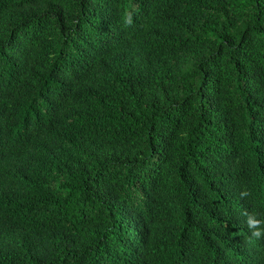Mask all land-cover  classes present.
Masks as SVG:
<instances>
[{
	"label": "trees",
	"instance_id": "obj_1",
	"mask_svg": "<svg viewBox=\"0 0 264 264\" xmlns=\"http://www.w3.org/2000/svg\"><path fill=\"white\" fill-rule=\"evenodd\" d=\"M253 213L264 0H0V264H264Z\"/></svg>",
	"mask_w": 264,
	"mask_h": 264
},
{
	"label": "clouds",
	"instance_id": "obj_2",
	"mask_svg": "<svg viewBox=\"0 0 264 264\" xmlns=\"http://www.w3.org/2000/svg\"><path fill=\"white\" fill-rule=\"evenodd\" d=\"M125 23L131 24L132 20L131 17L126 15L124 17ZM242 196H245L246 193H242ZM246 224L248 228L251 230V236L255 237L256 239H262L264 238V220L258 219L257 215L255 213L253 214H247L246 217Z\"/></svg>",
	"mask_w": 264,
	"mask_h": 264
}]
</instances>
